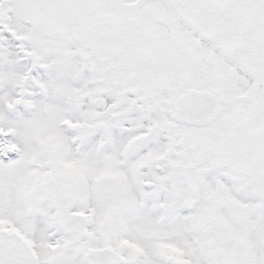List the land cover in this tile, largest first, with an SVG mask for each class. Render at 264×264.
Returning a JSON list of instances; mask_svg holds the SVG:
<instances>
[{
	"label": "snow or ice",
	"instance_id": "6c2138e0",
	"mask_svg": "<svg viewBox=\"0 0 264 264\" xmlns=\"http://www.w3.org/2000/svg\"><path fill=\"white\" fill-rule=\"evenodd\" d=\"M0 264H264V0H0Z\"/></svg>",
	"mask_w": 264,
	"mask_h": 264
}]
</instances>
